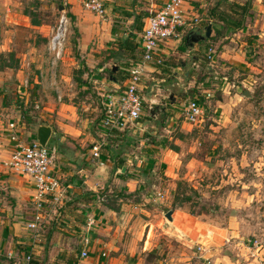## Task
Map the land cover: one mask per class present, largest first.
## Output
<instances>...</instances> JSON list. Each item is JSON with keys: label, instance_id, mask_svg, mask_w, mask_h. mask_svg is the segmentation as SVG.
Listing matches in <instances>:
<instances>
[{"label": "rangeland", "instance_id": "rangeland-1", "mask_svg": "<svg viewBox=\"0 0 264 264\" xmlns=\"http://www.w3.org/2000/svg\"><path fill=\"white\" fill-rule=\"evenodd\" d=\"M21 1L22 12L28 20L16 26L4 25L0 31V46L5 44L7 48L0 50L2 125L7 126L13 121L19 126L23 124L20 129L16 128V132L21 134L22 140H28L29 129L42 121L44 113L41 111L45 107L71 102L78 116L82 117L85 111L92 113L94 124L90 132L96 138L107 141L110 137L109 142L123 144V150L129 155L126 165L130 172L112 171L110 191L104 189L101 192L104 195L102 203H117L118 198L110 196L113 187H121L124 181L126 184L131 180L136 182V188L127 195L130 201L144 203L143 207L152 213L160 212L162 208L178 207L215 226H226L233 214L240 221L241 237L235 241L225 239L223 243L212 239L210 233L202 232L201 226H197L192 234L182 233L181 238L176 237L178 240H171L170 236L168 240L158 222L145 252L121 257L119 262L264 264V0H229L249 3V16L243 29L229 31L209 41V50L207 48L206 51L212 57L206 56L207 63L193 65L190 54L185 62L184 58L163 59L157 72H146L148 75H144V80L147 86L141 92L144 96L142 114L119 132L127 133L124 138L114 136L112 131L110 135H104L108 138L97 137L99 128L95 126L101 120V101L108 95L118 94L120 89L108 79L102 85L105 89L99 90L103 94L97 93L92 82L82 84L87 67L79 64L81 56L76 43L80 35L72 21L67 24L61 58L55 59L49 49L51 32L57 27L61 13L65 12L59 9L62 4L57 0ZM32 19L38 25H33ZM6 30L8 34L3 32ZM225 49H228L230 60L217 58ZM179 63L184 64L180 69L170 67ZM173 70L178 72V78H174ZM172 83L182 85L172 87L170 91L168 88ZM245 91L250 95H244ZM168 93L172 98L176 95L174 115L178 121L185 120L184 107L190 99H196L202 106V117L190 127L189 132H180L177 128L174 134L153 125L156 124L154 119L161 121L162 118L159 112L151 118V110L155 111L162 105L154 106L153 100H162ZM165 114L164 119L168 115ZM159 139H163L166 146L174 144L178 147L177 162L169 168L163 167L159 161L150 162V168L147 157H144V144H139L142 140ZM126 140L131 144L128 147H125ZM153 155L159 159L156 153ZM141 156L145 159L140 162ZM158 191H165L166 195L155 200ZM173 192H177L175 196ZM173 202L177 205L173 206ZM151 217L156 218L153 214L142 218L147 221ZM165 220L168 221L167 218ZM254 240L260 247L254 246ZM151 248L156 249L153 256L149 255L148 249ZM257 250L262 253L261 258L252 262L257 255L252 254Z\"/></svg>", "mask_w": 264, "mask_h": 264}, {"label": "crops", "instance_id": "crops-1", "mask_svg": "<svg viewBox=\"0 0 264 264\" xmlns=\"http://www.w3.org/2000/svg\"><path fill=\"white\" fill-rule=\"evenodd\" d=\"M57 1L62 4L65 12L74 17L73 23L80 35L76 43V48L81 56L79 64L87 67L86 77L83 78L82 84L92 82L94 88L98 90L97 93L103 94L99 90L105 89L102 85H105L104 83L108 79L111 84L118 86L120 92L127 82V76L125 75L121 81H116L111 76L110 69L112 70L116 66L126 73L130 66L142 60L141 33L146 18L151 12L158 10L166 0H103L105 9L103 16L85 9L83 7L84 0ZM216 1L185 0L183 2L182 9L188 24L185 26L180 39H169L159 45L158 53L162 57L161 64H163V59L168 58L172 60L184 58L183 62H185L187 56L191 54L192 64L199 65V60L203 54L208 57L209 48L206 52L201 50L199 42L202 40L194 41L193 37L205 33L207 26L205 27L204 24L206 22L211 23L209 10ZM21 5V0H0V31L1 28L4 29V25L16 26L28 20V17L22 12ZM141 16H143V27L141 31L136 32L134 21L136 18L140 19ZM3 32L8 34V30ZM130 32L134 33L136 40H138L140 60L132 63L127 60V63L130 64H123L122 62L126 59L123 53L120 55L122 58L115 60L119 52L117 56L109 58V51L117 49L120 39H123ZM210 35H215L212 27ZM6 49L5 44L0 46V50ZM217 58L230 60L231 56L228 49L221 51ZM167 62L166 65H168ZM161 64L147 62L144 65V75H148L146 72L150 74L157 72L158 66ZM183 65L179 63L177 66L170 67L180 69ZM123 72H120V75L123 76ZM173 73L176 74L174 78H178V72L173 70ZM174 83L169 86L170 91L172 87L178 88L182 85L176 86ZM146 86L143 78L140 93ZM150 90L153 91V87ZM168 94L167 97L163 95L162 100H153L154 106L162 104L155 111L151 110V118H154L157 112L162 117L161 121L154 119L156 124L153 125L159 126L162 130L166 129L168 132L171 130V133L174 134L177 128L180 132H189L193 124L186 120L178 121L174 115V107L177 105L176 95H173L172 98L170 93ZM141 95L143 96L142 93ZM166 98L170 99L164 100ZM58 99H61L60 95H58ZM75 110L76 107L71 102H61L60 104L56 103L55 106L45 107L41 111L44 113L41 116L42 121L30 128L28 140H23L28 143L37 139V129L40 125L50 127V135L46 145L56 147L52 170L54 175L60 179L65 190L62 201L54 203L50 198L43 203L40 212L45 223H42V229L37 233L27 227L36 211L32 202L34 184L27 175L13 173L3 167V162L10 155L13 142L9 138L8 125L3 126L0 120V264H21L27 253H31L33 256L32 264H123L119 262V258L128 255L137 256L138 253L145 252L146 244L151 242L154 226L158 222L163 230L162 234L168 240L170 237H172L171 240H175L176 237L181 238V234L184 232L192 234L197 226L202 227V232L210 233L212 239H219L222 243L225 239L234 240L241 237L240 221L235 217V214L228 219L226 226H215L178 207L162 208L160 212H150L143 207L144 203L131 202L127 196L136 188V182L132 183L131 180L126 181V184L124 181L121 187H113L110 196L118 198L117 203L112 204L107 201L102 203L104 199L101 201L99 197L104 189L110 191L109 180L112 175V160L109 154L110 150L107 149L106 145L118 149V151L113 149V152L114 154L118 152L120 158L124 159L125 165L129 161V155L127 151L123 150V144L118 142L112 144V141L109 142V137V140L106 141L105 139L99 158L94 157L91 147L100 138H96L90 132V128L94 124L93 118H91L92 113L85 111L86 113L81 117L76 114ZM91 110L94 111L95 108H91ZM165 113L168 115L164 119ZM22 126L23 124L18 125V129ZM95 127L99 128L97 137L108 138L110 132L104 136L105 132L99 124H96ZM120 131L123 130H112L114 136L124 138L127 133H119ZM20 135L19 133V137ZM173 136L170 137L173 138ZM125 143V147L131 145L128 140ZM139 144H144V157H147L150 168L152 166L150 162L159 161L165 168L176 164L179 150H172L166 146L163 139H159V141L142 140ZM155 153L159 159L154 158L155 155L153 154ZM144 157L139 158L140 162ZM121 170L123 173L130 172L127 165ZM158 193H161L162 196L157 197L156 195L155 200L166 195L165 191H158ZM169 210H172L170 220L165 216ZM151 214L156 218L151 217L147 221L142 218ZM88 217L95 219L90 231L86 230ZM125 232L131 236L126 235ZM86 236L89 238L87 245L89 257L82 259L80 258V251L84 248ZM126 237H129L128 241ZM128 242L130 244H127ZM148 250L151 253L156 252L155 248ZM103 251L106 253L105 256L101 255ZM261 254L258 250L252 254V256L256 255L252 262L260 259Z\"/></svg>", "mask_w": 264, "mask_h": 264}, {"label": "built area", "instance_id": "built-area-1", "mask_svg": "<svg viewBox=\"0 0 264 264\" xmlns=\"http://www.w3.org/2000/svg\"><path fill=\"white\" fill-rule=\"evenodd\" d=\"M184 1L166 0L158 10L151 12L146 18L141 33L142 60L129 67L127 82L123 85L121 91L116 95H108L101 101L102 116L99 126L105 132L103 135L112 130H123L128 122L138 120L141 117L143 97L140 91L144 78V65L147 62L161 64L162 57L158 53L159 45L169 39L181 38L183 30L188 24L182 9ZM83 7L97 15H104L103 0H84ZM68 23L69 18L66 12H62L57 27L51 32L49 49L55 59L62 56ZM208 58H211L210 54H208ZM24 83H27L26 79ZM183 114L188 123L194 124L202 117L203 109L196 99H190L184 107ZM16 128H18L17 123L10 122L8 124L9 138L13 142V147L8 159L3 162V167L13 173L27 175L33 182L32 202L36 211L27 227L37 233L42 227L43 215L40 210L43 203L50 198L54 203L62 201L65 190L60 183V179L54 175L52 170L56 147L41 145L37 139L28 143L24 142L16 132ZM104 143V139H100L93 144L91 150L94 157L99 158ZM161 196V193L157 194V197ZM99 198L103 200L104 195H100ZM94 223L95 219L88 217L86 230L90 231ZM88 243L89 238L86 236L84 238V248L80 251V258L82 259L89 257ZM254 246L260 247L258 241L254 240ZM101 255L105 256L106 253L103 251ZM32 262V254L27 253L21 264H32ZM124 264L131 263L126 262Z\"/></svg>", "mask_w": 264, "mask_h": 264}, {"label": "trees", "instance_id": "trees-1", "mask_svg": "<svg viewBox=\"0 0 264 264\" xmlns=\"http://www.w3.org/2000/svg\"><path fill=\"white\" fill-rule=\"evenodd\" d=\"M251 10V5L249 3H239L236 1H229V0H217L214 5L209 10V17L212 19L211 21V27L215 32V35H210L208 38H205L204 40L200 41V49L205 50L208 47V43L210 40L215 39L217 37L224 36L225 33L229 31H235L237 29H243L245 27V20L246 17L249 16ZM66 15L69 18V22H73L74 17H72L68 12H66ZM142 17L140 19H137L134 21V30L136 32L141 31L143 27V21ZM33 25H38V22L32 19ZM209 23L206 22L204 26L206 27ZM122 51L123 55L125 56V61H123V64L129 65L127 60L132 62H136L140 60V50L138 48V40L135 38V34L130 32L125 36L123 39H120L118 42L117 49L110 50L109 51V58H113L117 56L118 52ZM199 52V51H198ZM200 62L198 64H205L207 63V57L205 54L201 57L199 60ZM120 72H123L119 67L116 69H110L111 76L116 79V81H121L125 78V75L127 76V72H123V76L120 75ZM102 115V114H101ZM166 115V114H165ZM164 117V115H163ZM107 149L110 150L109 154L112 160V171L116 169H122L125 167V161L123 158H120L118 152L114 154L113 149L110 146H107ZM172 150H178V147L175 145H171L170 147ZM174 196L177 192H173ZM190 197V195H189ZM189 197H186L185 199L189 200ZM175 201V200H174ZM173 206L177 205L176 202H173ZM190 214H193V212H190ZM149 255L153 256L154 253H150Z\"/></svg>", "mask_w": 264, "mask_h": 264}, {"label": "water", "instance_id": "water-1", "mask_svg": "<svg viewBox=\"0 0 264 264\" xmlns=\"http://www.w3.org/2000/svg\"><path fill=\"white\" fill-rule=\"evenodd\" d=\"M59 9H63V6H59ZM211 34V26L210 24L207 25L206 27V30H205V33L203 35H199L197 37H193V40L194 41H198V40H204L205 38H208ZM122 54V51H119V55L118 57H116V61L120 58H122L120 55ZM113 69H116V66L113 67ZM244 95H247L249 96V92L248 91H245L244 92ZM50 135V127L47 126V125H40L37 129V141L41 144V145H46L47 143V139ZM171 212L172 210H169L167 213H166V217L170 220L171 219Z\"/></svg>", "mask_w": 264, "mask_h": 264}]
</instances>
